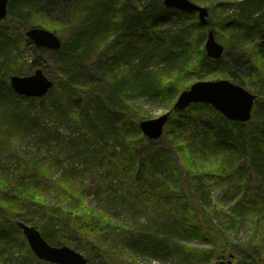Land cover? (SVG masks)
Returning <instances> with one entry per match:
<instances>
[{
	"label": "trees",
	"instance_id": "16d2710c",
	"mask_svg": "<svg viewBox=\"0 0 264 264\" xmlns=\"http://www.w3.org/2000/svg\"><path fill=\"white\" fill-rule=\"evenodd\" d=\"M49 1L65 2V0H11L7 18L0 26L17 24L22 33L30 27H41L43 23L38 17L43 13L41 3L48 5ZM191 1L208 5L210 16L213 10L220 6L225 10L228 7H235L236 15L232 18L227 17L229 20L217 22L214 16L209 19V28L224 39H228V42L225 41L224 56L220 60H211L205 56L202 48L204 27L195 19V15L167 9L161 4V0H103L94 9L86 10L84 18L77 21L76 25L81 22L92 34L85 44L77 47L81 51L77 60L75 50L73 55L66 54L62 48L57 52L61 55L57 64L64 63L65 72L62 76L63 83L60 85L62 94H65L62 98L69 106L76 105L82 113L88 111L93 104L96 110L95 121L99 122L105 131L114 134L115 145L111 150L100 152L96 139L101 133L97 132L96 136L93 134L90 136L91 142L87 138L84 139V143H87L82 150H78L79 152L76 151L79 143L75 140L72 146L62 150L65 155L70 151L73 155L102 168L96 182L98 186L94 187L96 189L89 186L78 187L74 182L75 177L67 171H63L58 180L53 179L55 171L61 168V164L45 162L37 157H32L33 161L40 164H26L25 161L22 163L21 169L25 170L30 178L28 182L24 181L21 174L8 176L3 170L4 167L0 168V264H14L11 250L8 248L12 243L10 239L13 231L18 232L20 238L17 239L26 244L16 226L17 221L34 226L52 246L65 245L87 253L96 245H100L102 249L107 248L104 245L107 237L112 236L113 231L117 233L122 226L113 220L110 213L87 205L84 199L86 194L92 191L90 195L98 199L110 196L117 187L116 183L111 184L112 179L108 182L111 176L119 178L125 174L136 190L154 195L158 202H162L168 194L178 192L166 182L169 175L177 174L178 171L171 160L157 150L151 154L140 150L142 144L148 143L138 126L139 121L145 117L124 115L122 112V104L131 101L133 96L143 93L154 98L166 97L171 103L181 91L189 87L188 80L194 82L204 80L209 74L214 73L216 79H227L253 91L257 95L255 105L264 103V0ZM88 14L93 17H88ZM170 14H180L185 19L192 18L189 26L195 30V34L185 28L181 29V33L162 29ZM75 22L69 21L64 24L66 32ZM52 31L59 32L57 28ZM226 34H229L228 38H225ZM232 36H236L238 43L234 48L229 47ZM98 41L103 42L102 47L96 46ZM26 42L27 50L33 56V65L47 71L49 67L46 59L41 58L27 39ZM155 57H159L155 63V70L145 71L139 76L145 69H154L151 61ZM0 58H4L1 64L5 66V71L0 73V90L6 102L3 117L20 119V116H27L26 125L29 121L28 113L32 110L31 105L37 109L42 101H47L50 106L46 109H53L51 106H55L56 101L52 93L39 99L25 98L27 108L14 107V97L9 94L10 88L5 83L11 75L22 73L24 62L18 57ZM131 62L135 64L132 69L136 74L131 72ZM160 63L163 67L158 66ZM124 67L127 69L121 70ZM118 68L120 71H115ZM239 75L246 77V81L243 82ZM107 77L115 81L116 86L122 84L125 88L118 86L117 89H113ZM253 81L257 84L255 90ZM68 109L75 117L73 110ZM171 113L175 120L171 118L166 126L167 137H171V140L168 138V142L176 154V161H181L187 170L189 184H196L199 187L193 197L197 198L196 194L202 186L201 181L207 185L224 180L239 181L243 195L240 194L236 213L231 216L233 222L244 221L249 217L261 220L264 226V173L258 169L257 161L258 158H264V134L253 131L261 142L260 148L252 153H244V141L240 142L239 138L242 137L246 141L247 132L252 133L253 129H249L250 122L246 124L228 122L211 107L200 104L191 105L185 112ZM58 117L65 120L66 114L59 112ZM216 118L225 125V130H219L210 121ZM88 122L94 126L92 120ZM17 128L15 135L21 130V127ZM243 128L245 130L240 132ZM131 132L134 134L133 137H130ZM171 132L177 135L172 136ZM8 136L10 134L7 132L2 131L0 134V154L4 151L12 152L14 157L20 158L22 155L11 148L19 136L11 141V147L4 142L3 137ZM164 140L165 138H162L152 144L158 145V142ZM115 146L121 148L120 153H114ZM250 146L254 148L253 145ZM243 154L248 155L253 161V168L241 162ZM207 161H211L210 164ZM228 169L237 171L228 172ZM9 179L16 181L22 190L27 189V194L22 199L8 197L9 194L6 192ZM194 179L195 181L190 183ZM50 184L55 188L53 202L48 198ZM203 214L201 222L187 224L185 229L191 234L209 240L211 236H217L222 229L219 223L213 224L207 214ZM229 216L219 219L218 222L223 224ZM231 229L235 230L234 227ZM127 232L114 251L107 248L109 250L106 252L105 261L108 264H124L120 257L126 248L131 250L146 248L157 253L166 247V241L157 233L148 234L140 228H131ZM249 243L244 255L237 258L239 264L246 262L247 258L252 259L253 264H262L260 260L261 258L264 260V256L257 250L260 244L253 238ZM26 249L31 254L27 244ZM186 250L187 256L197 262L206 263L213 258L212 249L186 247ZM36 262L43 263L39 260Z\"/></svg>",
	"mask_w": 264,
	"mask_h": 264
},
{
	"label": "rangeland",
	"instance_id": "374dc122",
	"mask_svg": "<svg viewBox=\"0 0 264 264\" xmlns=\"http://www.w3.org/2000/svg\"><path fill=\"white\" fill-rule=\"evenodd\" d=\"M102 1L103 0H65V2L49 1L48 5L42 2L41 11L43 13L38 16L41 23H43L41 27L50 31L57 28L59 32H53L60 38L62 42V49H64L65 53L68 55H73V51L75 50V57L77 60L81 52L77 47L85 44L92 32L91 30L85 28L81 22L77 25L76 23L78 20L84 18L83 15L87 13L86 10L90 11L94 9L98 4H101ZM196 3L206 8L209 7L205 3ZM210 13L211 12H209V15ZM235 13V7H228L225 10L222 9V6H220L213 10L211 16H214L216 21L220 22L229 20L227 17L232 18L236 15ZM211 16H209V19ZM88 17L93 16L89 15ZM195 19L197 20L196 17ZM191 20L192 18L185 19L180 14H170L162 29H170L172 31L175 30L181 33V29L185 28L187 31L195 34V30L189 26ZM69 21L76 22L75 24L73 23L71 29L66 32L63 26ZM15 30L16 27L12 25L3 24L0 26V57L5 56L6 58H10L15 56L20 58L24 62L20 76H26L32 74L38 67L33 65V56L25 50L26 38L18 32H15ZM203 30L205 35L202 48L204 47L206 33L210 30V28H204ZM213 33L217 42L225 47V41L227 40L228 42V39H224V37L220 34H216L215 31H213ZM228 37L229 34H226L225 38ZM230 38L232 39L229 47H236L238 45L236 36H232ZM96 46L102 47L103 42L98 41ZM36 52L42 59H46L47 61L49 68L47 71H44L45 75L49 78V80H52L59 85L57 91L52 94L57 104L55 103V106H51L53 107L52 110L46 108L41 109V107L31 110L29 114L30 123L26 124L27 130L19 136L18 141L14 143L12 147L9 146L22 156L20 158H16L12 152L7 153L4 151L0 154V168L4 167L3 170L5 173H11V169L14 164L23 163L24 154L26 156L31 155L45 162L50 161L61 164V168L59 167V169H57L54 173L53 179L55 180L59 179L63 171H67L75 177L76 180L74 182L78 187H97L98 185L96 182L100 171L97 168L92 167L90 161L81 159L75 156V154L73 155L70 153V151L67 155L62 152L63 148L67 147L69 137L76 140L82 139L83 135L81 134V130L83 131L85 126L81 124V128L79 122L72 116V112L64 104L66 100L62 98V96L65 94H62L60 88V85L64 80L62 76L65 74L64 63H61L60 65L57 64V62L60 61L61 55L60 53L43 49H36ZM158 58L159 57H155L151 61V65L154 69H145L140 72L139 76L145 73V71H154L156 67L155 63ZM2 59L4 58H0V63ZM133 65L135 64L131 62V72L136 74V72L132 69ZM158 66L163 67L162 63ZM126 69L127 67L121 68V70ZM115 71L119 72L120 70L118 68ZM216 77L217 76L212 73L204 80L215 81L217 80ZM239 77L243 82L246 81V77L240 75ZM192 82L194 81L188 80L187 84L190 85ZM8 84L9 80L6 81L7 86ZM253 84L255 90L257 84L254 81ZM247 90L254 94L253 91L249 89ZM9 94L13 97L15 95L13 91H10ZM174 99L171 103H169V99L166 97L154 98L142 93L139 94L136 99H132L129 102L126 101V104L123 103L122 112L124 115H139L145 117V119H153L169 112L172 108ZM15 100L19 102L18 106L21 107V109L25 107L26 103L23 99ZM5 104L4 95L0 90V132L6 130L3 128V125L6 123L3 118ZM49 106L50 104H48L47 108ZM132 106L134 109H132ZM59 112L66 114L65 120L58 117ZM73 113H76L77 117L79 116L80 121L92 120L94 126H97L101 130L104 129L95 121L96 110L94 109L93 104L89 107V110L84 113H81V111L77 108L73 110ZM252 116L253 118L250 123H253V128L257 129L261 124H264V103L254 106ZM171 118L174 119L173 116ZM210 121H212V123L221 131L226 129L225 125L221 123L218 118L210 119ZM242 130H245V128L240 129V132H242ZM103 132L105 134H102L100 138L96 140V143L98 142L97 145L100 147V152L104 150H111L115 145L114 143L116 139L112 132ZM171 134L172 136L177 135V133L173 134L172 132ZM133 136L134 134L131 132L130 137ZM240 136L242 135L240 134ZM248 137L249 136H247V138ZM163 138H165V140L158 142V145L152 143L142 144L140 150L146 154H151L153 151L157 150L164 156H167L166 158L168 160H171V163L178 171L177 174L169 175L166 182L178 191L176 194H168L167 197L163 198L162 202H158L154 195L151 196L143 190H136V188L133 187L132 182L128 180V177L125 174L120 175L119 178L114 176L109 178L108 182L112 179L111 184L116 183L117 187L116 190L107 198H95L90 195L93 191L86 194L84 201L87 205L99 210L107 211L112 215L113 220L118 225L122 226V229L117 233L113 231L112 236L107 237L104 245L110 250H113L121 244L127 230H130L131 228H140L148 234L157 233L159 237L166 241V247L157 253L146 248H137L135 250L126 248L123 252H121L123 255L120 257L124 264H215L218 258L225 257L227 259V255L229 254L234 256L232 264H239L240 261L237 258L244 255V252L247 249L244 244L250 241L252 237V229L256 228L258 225L261 226L262 224L259 220L251 219L249 217H247L244 221L233 222L234 220L231 216L236 213L240 194L241 196L243 195V193H241V183L236 180H224L220 183L213 182L207 185L204 184V181H201V189L199 193L196 194L197 198H194L193 195L199 187L196 184H189L187 176L188 172L181 161H176V154L171 149V145L168 142V138L171 140V137H167V132H165ZM239 140L240 142L244 141V153H252L254 151L250 146L249 140L246 142L242 137L239 138ZM84 147L85 145L83 144L76 148V151L79 152L78 150H82ZM210 147L212 146L210 145ZM120 151L121 148L115 146L114 153L117 154L120 153ZM211 161L207 162L210 164ZM257 161L259 165L258 169L264 173V158H258ZM241 162H245L248 167L251 166L253 168V161L248 157V155L243 154ZM228 170V172L237 171L236 169ZM193 181H195V179L191 180L190 183ZM54 191L55 188L52 187L48 191V198L51 202H53ZM203 213L207 214L213 224L219 223V226L222 229L217 236H211L209 240H205L199 235L196 236L191 234L185 229L187 224L192 222H201L204 218ZM228 215H230L229 218L224 220L223 224L218 222L219 219L224 217L227 218ZM232 227H234V231L231 229ZM17 237L20 238V235L18 232L13 231L10 239V242L12 243L8 247L13 256V263L38 264L30 257L25 245L20 243V239L18 240ZM259 243L260 247L257 250L264 256V235L260 238ZM99 246L100 245L94 246L90 253L78 251L81 252L83 256L91 260L89 264H108V262L105 261V255L109 249H102ZM186 247L212 249L213 258L210 262L206 263L191 260L187 256ZM125 257L127 259H125ZM260 262L264 264L263 258H261ZM253 263L254 261H252V259L247 258V261L241 264ZM42 264L49 263L44 262Z\"/></svg>",
	"mask_w": 264,
	"mask_h": 264
},
{
	"label": "water",
	"instance_id": "95a60500",
	"mask_svg": "<svg viewBox=\"0 0 264 264\" xmlns=\"http://www.w3.org/2000/svg\"><path fill=\"white\" fill-rule=\"evenodd\" d=\"M8 1L0 0V21H3L7 16ZM163 6L188 14L197 13L200 24L202 26L208 25L207 9L189 0H163ZM25 35L37 48L57 51L61 47L60 40L47 30L31 28ZM204 49L206 56L214 60L220 59L224 51V47L216 41L212 31L207 34ZM10 84L15 93L28 98L43 97L52 87V82L40 69L30 76H12ZM255 99V95L227 80L199 81L178 96L173 108L184 111L194 103L211 105L227 120L245 123L251 120ZM168 118L169 113H166L155 119L141 121L139 128L142 135L149 141L158 140L163 135ZM17 225L22 230L31 251L36 254L38 259L51 264H88V260L81 253L69 247L50 246L33 226H27L22 222H18ZM216 264L232 263L228 260Z\"/></svg>",
	"mask_w": 264,
	"mask_h": 264
},
{
	"label": "bare ground",
	"instance_id": "6f19581e",
	"mask_svg": "<svg viewBox=\"0 0 264 264\" xmlns=\"http://www.w3.org/2000/svg\"><path fill=\"white\" fill-rule=\"evenodd\" d=\"M12 26H15L16 27L15 32H18L20 35L24 36V33H22L21 30H19V26H17V24H12ZM26 46H27V42H26ZM26 46H25V50H27V47ZM13 57H15V56H12L10 58H13ZM10 58H8V59H10ZM4 67L5 66L0 63V73H2V72L5 71V68ZM38 69H40V70L43 71V68L42 67H38ZM12 76L13 75H11L9 77V79H8L9 80L8 87L10 88V91H13V93L15 94L14 95V105H15L14 107L21 108V107L18 106L19 105V102L16 101L15 99H23L25 101V103H26L25 104V108H27L28 107L27 106L28 104H27V102L25 100V96L24 95H21V94H18V93H15V91L11 87L10 79H11ZM107 79H108L107 81L109 82V85H111V87L113 89L114 88L117 89L118 86H119V88H125L124 85L120 84V85H117L116 86V82L115 81H112V79L109 80L108 77H107ZM3 85L4 84H2V87H3ZM5 85H6V83H5ZM58 88H59V85L57 83H52V87L49 89V91L43 97H45L48 93L54 94L55 91H57ZM138 95L139 94H137L136 96H133V98H131V97L130 98L131 99H136L138 97ZM254 95L257 96L256 94H254ZM39 98H42V97H39ZM64 104L67 106V108H70L71 110H74L75 108H77L76 105L75 106H69L66 102H64ZM47 106H48L47 101H42L39 104V107H41V109H45V108H47ZM30 108L33 110L34 109V106L31 105ZM132 109H134L133 106H132ZM81 113H82V111H81ZM28 114H30V111H29ZM3 118L5 119V122H6L5 125H3V128H5L6 130H4L3 132H7L8 134H10V136H8V137H3L4 138V142H5L6 145H9L10 146L11 143H12L11 141H13L16 136H19L20 134L22 135L27 130L26 125H25V123H26L25 119H27L28 117L27 116H24V117L23 116H20V119L19 118H16V119H8V117L5 116ZM75 118L79 122L80 126H81V124L85 126L83 128V131L81 130V132H82L81 134L83 136H82V139L81 140H78V139L76 140V139H73V138L69 137V142L67 143V146H70V145L72 146V143H74V140H75V141H77L79 143V147H80L81 145H83V144L85 145L87 143V142L84 143V139L87 138L89 142L92 141V138H90V136L92 134L95 135L97 132L101 133L100 136L102 134H105L103 132V131H105L104 129L101 130L97 126H92L88 122V120L80 121L79 120L80 118H79V116L77 117L76 113H75ZM29 123H30V121L27 122V124H29ZM97 123L100 124L99 122H97ZM249 126H250L249 129H251V128L253 129L252 130V133L253 134H254V132H256V133L258 132V133H263L264 134V124H261L260 127H258L257 129L256 128H253V123H250ZM17 127H21V130H19L20 132L18 133V135L17 134L15 135V133L17 132V129H18ZM88 127H90V128L87 130ZM81 128H82V126H81ZM105 132H107V131H105ZM247 133H248V136L249 137L248 138L246 137V139H247L246 142H248V140H249V142H252L250 144H252L254 146V148L252 147L253 150L254 151H257L260 148V144H261L259 138H257L258 136L256 134L252 135L251 132H247ZM0 134H1V132H0ZM100 136L98 138H100ZM147 141H148V143L157 142V141H149V140H147ZM263 141H264V138H263ZM97 144H98V142L96 143V145ZM97 147H99V145H97ZM32 157H34V156H31V155H27L26 156L25 154L23 155V159H24V161H25L26 164H40V163H34ZM21 167H22V164L16 163V164H14V166H12L11 173H7V174H8V176L13 175V174H21L22 178L25 179L24 181L28 182V180L30 178H28L26 171L25 170H22ZM92 167L97 168L100 171V173H101L102 168H99V167L94 166V165H92ZM8 185H9V187L7 188V192L6 193L9 194V196H8L9 198H15L16 197L17 198L16 200H20V199H22L27 194V189H23L22 190V188L19 187V184L16 181L12 180V179H9ZM50 185H51L52 188H54V186L52 184H50ZM34 202H36V201H34ZM75 206L77 208V205H75ZM259 221L262 223L261 220H259ZM263 227H264L263 224H261V226L258 225L256 228H253L252 229V237L251 238L256 239V241H257L258 244H260L259 243L260 242V238L264 235V228ZM20 243H22V242L20 241ZM249 244L250 243L248 241L247 243L244 244V246L245 247H248ZM24 245L26 247V244H24ZM28 249H30V248L28 247ZM30 253H31V254H29L30 257L34 261H36L38 259V257L36 256V254L33 251H31Z\"/></svg>",
	"mask_w": 264,
	"mask_h": 264
}]
</instances>
